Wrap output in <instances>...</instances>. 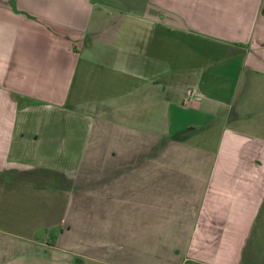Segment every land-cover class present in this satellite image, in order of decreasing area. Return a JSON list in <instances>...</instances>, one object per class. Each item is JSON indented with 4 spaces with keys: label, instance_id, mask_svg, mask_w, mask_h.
<instances>
[{
    "label": "crops",
    "instance_id": "crops-1",
    "mask_svg": "<svg viewBox=\"0 0 264 264\" xmlns=\"http://www.w3.org/2000/svg\"><path fill=\"white\" fill-rule=\"evenodd\" d=\"M0 205V264L255 263L264 0H0Z\"/></svg>",
    "mask_w": 264,
    "mask_h": 264
},
{
    "label": "rangeland",
    "instance_id": "rangeland-1",
    "mask_svg": "<svg viewBox=\"0 0 264 264\" xmlns=\"http://www.w3.org/2000/svg\"><path fill=\"white\" fill-rule=\"evenodd\" d=\"M189 97H188V99H189ZM184 98H186V94H185ZM187 112L188 113H186V111H185L182 115L180 114L184 120H188L189 118L192 119L195 117V116H193L194 114L192 113V111L191 112L187 111ZM204 119H205V117L203 115H198V118L196 119V121H204ZM180 121H179V123H180ZM175 125H176V121L173 123V126H175ZM0 207H1V205H0ZM261 228H262V226H261ZM261 230H260V232H258V234H255L253 239H251L248 243L249 253H250L251 259L253 257L255 260V263H253V264H264V232L261 233Z\"/></svg>",
    "mask_w": 264,
    "mask_h": 264
},
{
    "label": "built area",
    "instance_id": "built-area-1",
    "mask_svg": "<svg viewBox=\"0 0 264 264\" xmlns=\"http://www.w3.org/2000/svg\"><path fill=\"white\" fill-rule=\"evenodd\" d=\"M191 93H192V91H191L190 89H188V90L186 91V98H185V100H187L188 97L191 96Z\"/></svg>",
    "mask_w": 264,
    "mask_h": 264
}]
</instances>
